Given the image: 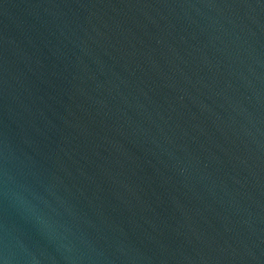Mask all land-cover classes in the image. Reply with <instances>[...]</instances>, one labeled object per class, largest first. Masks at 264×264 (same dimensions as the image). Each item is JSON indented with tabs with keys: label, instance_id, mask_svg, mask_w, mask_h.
Masks as SVG:
<instances>
[{
	"label": "water",
	"instance_id": "water-1",
	"mask_svg": "<svg viewBox=\"0 0 264 264\" xmlns=\"http://www.w3.org/2000/svg\"><path fill=\"white\" fill-rule=\"evenodd\" d=\"M0 264H264V0H0Z\"/></svg>",
	"mask_w": 264,
	"mask_h": 264
}]
</instances>
